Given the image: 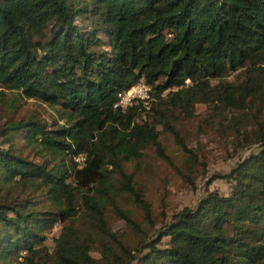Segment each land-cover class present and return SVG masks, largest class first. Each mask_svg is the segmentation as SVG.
Returning <instances> with one entry per match:
<instances>
[{"label":"trees","instance_id":"obj_1","mask_svg":"<svg viewBox=\"0 0 264 264\" xmlns=\"http://www.w3.org/2000/svg\"><path fill=\"white\" fill-rule=\"evenodd\" d=\"M140 79L150 106L115 107ZM27 99L56 119L15 116ZM1 102L0 264H264V0H0ZM201 103L236 151L255 148L218 173L228 192L207 190L148 234L151 206L122 162L148 147L169 161L161 124L193 172L174 124ZM111 209L135 239L112 228Z\"/></svg>","mask_w":264,"mask_h":264},{"label":"rangeland","instance_id":"obj_2","mask_svg":"<svg viewBox=\"0 0 264 264\" xmlns=\"http://www.w3.org/2000/svg\"><path fill=\"white\" fill-rule=\"evenodd\" d=\"M234 74L230 72L227 78L233 79ZM5 109L6 103L1 102L0 116L4 113L6 115L12 113L9 110L6 112ZM196 111L197 115L193 118H185L181 115L174 124L187 147L197 153L198 159L194 163L193 172H190L185 166V152L173 134L163 130L161 124L156 125L155 128L160 131L159 137L169 156V161L160 159L155 150L148 147L144 150L141 158L122 162L124 171L132 175L135 186L144 193L151 206L153 225L151 226L147 222L143 223V228L148 234L153 233L173 212L185 206H194L207 190L218 189L223 193L228 192L230 181L225 177L218 176V173H229L241 157L255 148L253 144L236 151L234 140H231L228 129L220 128L214 122L213 115L208 111V108L201 103L197 105ZM34 112L38 115L41 113V116L47 121L56 119L54 108L34 99L21 101L14 115H30ZM23 151L27 157L39 159L34 155L33 149L26 147ZM107 168L111 175H119L113 164H107ZM114 196L123 209H132L135 219L144 220L143 209L134 200L133 195H126V192L121 190ZM109 220L114 230L125 231L131 240L135 239V233L131 232L114 209L109 212ZM60 229L61 223L58 222L51 231L47 232L46 243L50 247L53 246V237L59 234ZM93 254L97 255L96 252Z\"/></svg>","mask_w":264,"mask_h":264},{"label":"built area","instance_id":"obj_3","mask_svg":"<svg viewBox=\"0 0 264 264\" xmlns=\"http://www.w3.org/2000/svg\"><path fill=\"white\" fill-rule=\"evenodd\" d=\"M189 82V79H185ZM151 96V86L144 79H140L131 85L129 88L119 92L117 101L114 103L115 107L126 108L128 106L138 104L139 100L142 101L146 107L149 106ZM77 159L81 160L82 155L78 156Z\"/></svg>","mask_w":264,"mask_h":264}]
</instances>
